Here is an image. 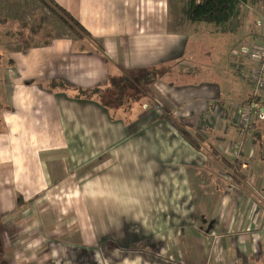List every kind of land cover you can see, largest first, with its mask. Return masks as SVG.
Wrapping results in <instances>:
<instances>
[{
    "label": "crops",
    "instance_id": "0c3cea01",
    "mask_svg": "<svg viewBox=\"0 0 264 264\" xmlns=\"http://www.w3.org/2000/svg\"><path fill=\"white\" fill-rule=\"evenodd\" d=\"M36 1L0 0V20L36 18ZM55 1L96 41L1 52L0 264H264V119L244 130L238 116L248 60L214 73L194 39L206 30L211 57L236 36L260 45L264 12L246 0L217 25L190 21L189 0ZM149 71L165 83L150 81L148 101L80 93Z\"/></svg>",
    "mask_w": 264,
    "mask_h": 264
},
{
    "label": "rangeland",
    "instance_id": "374dc122",
    "mask_svg": "<svg viewBox=\"0 0 264 264\" xmlns=\"http://www.w3.org/2000/svg\"><path fill=\"white\" fill-rule=\"evenodd\" d=\"M182 1L184 0H179L178 2L180 3V5H182ZM258 2V0H256ZM254 0V2L249 3V7H245V13H247V11L252 8L250 11L254 12L255 15H257L258 13H262L264 12V3L260 2L261 4H257ZM31 2V1H30ZM48 0H38V2L36 1V5H37V9H35L32 5V7H30L28 5V9L31 10L32 12H37L38 15L35 16L33 14H29L26 15L27 18H29L30 20H18L16 18H12L10 16L8 23H0V60L3 58L1 52L3 51H7V50H11L14 49L16 47H20L22 46L23 43L26 44V42L24 40L26 39H30L33 38L34 41L36 39L35 42L32 43V40H30V42L32 44H38V43H45V41L47 39H49L50 37H54V36H63V35H68L71 36L73 39L79 40L78 35L76 34V32H74L68 25H66L61 16L55 14L52 10H50L48 8V6H46ZM185 2V1H184ZM46 3V4H45ZM49 3V2H48ZM173 12V10H172ZM171 12V14H172ZM180 12V10H179ZM257 13V14H256ZM5 15H14V14H8L6 13ZM3 15V16H5ZM174 15V12H173ZM180 15V14H179ZM260 15V14H258ZM2 16V17H3ZM181 19V18H180ZM1 22H4L3 20H0ZM254 21V20H253ZM236 21H234L235 23ZM205 23L203 24V26L205 27ZM234 25V24H233ZM251 26L255 27L256 30L258 32H262L263 36H264V13H262V16L257 20V22H251ZM244 28H242L241 30H243ZM245 33L246 35H249V31L247 28H245ZM240 30V31H241ZM204 32H206V30H202L199 32V36H196L194 39L197 40L195 47L196 49L201 52V59L199 60V62L197 64V66H208L210 65L214 70V73L220 72V69L218 68L221 65H224V61L228 60L230 58H232V56H238V58L243 57V55L240 54L239 50L241 46H238V48L233 50V54L231 53V47L233 45V42L228 43V47H226L222 53H217L215 50L212 53L211 57V47L205 43L203 34ZM237 33V32H236ZM249 33V34H248ZM78 37V39H77ZM251 39L249 37H239L236 36V38L234 39V41H238L245 44H249L251 41ZM20 41H22V43H19ZM233 41V39L231 40ZM17 43L20 45L18 46ZM263 43V42H262ZM24 44V45H25ZM254 45V43H251ZM29 46V45H27ZM256 46L255 48L259 47V45H254ZM244 58V57H243ZM239 59V61L236 63V66L241 64L243 61ZM247 60H249L248 58H246ZM188 61V59H186ZM193 60V59H191ZM193 62L194 61H190ZM201 62V63H200ZM136 73V72H135ZM149 75L151 76H148ZM139 76H142L144 79H146L147 82L150 83V81H158L159 84H161L162 82L165 83V73L164 72H160V71H149V72H143V74H140ZM137 76H135L136 78ZM168 76H166L167 78ZM175 77V76H174ZM178 78V77H176ZM186 78V77H185ZM182 79V78H181ZM156 84V83H155ZM164 88L166 89V87L164 86ZM247 94V93H246ZM7 104V99H6V94H5V89H4V85L0 82V109L2 107H5ZM192 122V119L190 120ZM264 137V136H263Z\"/></svg>",
    "mask_w": 264,
    "mask_h": 264
},
{
    "label": "trees",
    "instance_id": "16d2710c",
    "mask_svg": "<svg viewBox=\"0 0 264 264\" xmlns=\"http://www.w3.org/2000/svg\"><path fill=\"white\" fill-rule=\"evenodd\" d=\"M245 1L246 0H189L187 4L186 14L189 20L192 22H207L221 25L229 21L230 18L238 11L239 3ZM48 2L47 4L45 3L46 6H48V8L50 7L49 9L52 10L55 14L60 15L63 22L68 25L74 32H76L82 47L91 46L95 38L85 29V27L70 12L59 5L55 0H48ZM88 39H91L92 41H89ZM30 40H32V43L36 41V39L34 41L33 38H28L24 40L26 42V46L31 45ZM148 76L151 75H149L148 73ZM133 77V75H130L126 72L121 73V76H115L112 72L111 80L108 86H105L103 88H91L88 90L83 89L80 93L85 97H91L95 95L105 104L107 102L111 104L117 103L118 100H123L128 96L130 97V99L137 102H140L143 97L146 99V101L153 99L154 94L153 91L150 90V83L147 82L146 79H144L142 76H139L136 79H133ZM257 95L253 96L250 100L261 101L260 97L257 98ZM125 101L126 100H123L122 103H125ZM247 101H249V99ZM143 102L144 101H142V103ZM260 121L261 119L255 120L253 122V127H259V125L262 124H259ZM234 161V165L239 166V168L243 167L242 161L238 159Z\"/></svg>",
    "mask_w": 264,
    "mask_h": 264
},
{
    "label": "built area",
    "instance_id": "2783aa9c",
    "mask_svg": "<svg viewBox=\"0 0 264 264\" xmlns=\"http://www.w3.org/2000/svg\"><path fill=\"white\" fill-rule=\"evenodd\" d=\"M255 47L250 44H242L239 50L241 55L249 59L247 63L248 69L242 70L241 74L250 78L253 86V96L264 90V41L259 47ZM238 116L240 118V126L244 130H250L255 120L264 119V104L256 100L246 101L238 110ZM241 151V147L235 145L233 148L234 158H240Z\"/></svg>",
    "mask_w": 264,
    "mask_h": 264
}]
</instances>
